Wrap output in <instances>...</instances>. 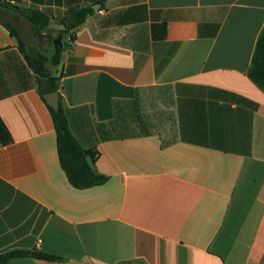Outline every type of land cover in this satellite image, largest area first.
Segmentation results:
<instances>
[{
    "label": "crops",
    "instance_id": "obj_1",
    "mask_svg": "<svg viewBox=\"0 0 264 264\" xmlns=\"http://www.w3.org/2000/svg\"><path fill=\"white\" fill-rule=\"evenodd\" d=\"M8 1L20 36L14 8H93L49 72L107 181L68 183L0 23V254L64 259L7 264H264V0Z\"/></svg>",
    "mask_w": 264,
    "mask_h": 264
},
{
    "label": "trees",
    "instance_id": "obj_2",
    "mask_svg": "<svg viewBox=\"0 0 264 264\" xmlns=\"http://www.w3.org/2000/svg\"><path fill=\"white\" fill-rule=\"evenodd\" d=\"M97 4L99 3L95 5ZM14 10L27 20L33 37H37L40 33L44 32L51 22L50 17L45 12L37 9L14 8ZM93 12L91 6L74 8L64 18L59 20L60 24L64 26V30L60 31L57 37L53 39L50 55L46 54L47 51H40L37 48L28 47L15 27L4 21H0L1 25L9 34L16 39L19 52L23 55L28 68L35 75V91L45 104L55 131L56 150L60 168L64 172L68 183L78 190L101 186L107 181V177L98 174L89 167L86 156L89 155L94 159L93 153L84 150L71 134L60 98L59 108L57 111H54L45 103L43 96L50 92H57L59 89L58 80L50 75L46 64L49 63L52 66L59 64L64 46L68 41L72 42L74 40L73 30L82 25ZM67 20L70 21L69 26L66 25ZM27 258L48 263L64 261L60 257L37 250H13L0 254V264H7L12 260Z\"/></svg>",
    "mask_w": 264,
    "mask_h": 264
},
{
    "label": "rangeland",
    "instance_id": "obj_3",
    "mask_svg": "<svg viewBox=\"0 0 264 264\" xmlns=\"http://www.w3.org/2000/svg\"><path fill=\"white\" fill-rule=\"evenodd\" d=\"M21 23H18L17 29L21 33L22 38L28 47L37 48L40 51H47V55H50L52 49L53 39L57 37L60 31L64 30V26L58 21H51L47 29L40 33L37 37H33L30 31V25L27 20L20 17ZM11 24V21H10ZM48 71L52 73L54 69H58L56 66H52L49 63L46 64Z\"/></svg>",
    "mask_w": 264,
    "mask_h": 264
},
{
    "label": "water",
    "instance_id": "obj_4",
    "mask_svg": "<svg viewBox=\"0 0 264 264\" xmlns=\"http://www.w3.org/2000/svg\"><path fill=\"white\" fill-rule=\"evenodd\" d=\"M96 9V8H94ZM66 25L69 26L70 25V21L67 20L66 21ZM43 99L45 100V103L51 107L54 111H57L59 108V96H58V92L54 91V92H50L47 93L43 96ZM86 161L89 165V167L91 168V170L95 171V166H94V162L91 156H86Z\"/></svg>",
    "mask_w": 264,
    "mask_h": 264
},
{
    "label": "built area",
    "instance_id": "obj_5",
    "mask_svg": "<svg viewBox=\"0 0 264 264\" xmlns=\"http://www.w3.org/2000/svg\"><path fill=\"white\" fill-rule=\"evenodd\" d=\"M8 5H10V6H14V5H15V0H9V1H8Z\"/></svg>",
    "mask_w": 264,
    "mask_h": 264
}]
</instances>
